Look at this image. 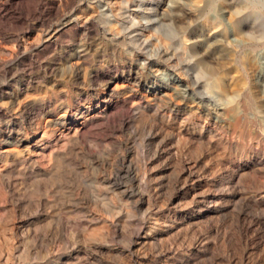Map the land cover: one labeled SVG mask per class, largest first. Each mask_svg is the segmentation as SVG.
I'll use <instances>...</instances> for the list:
<instances>
[{"label": "rangeland", "instance_id": "1", "mask_svg": "<svg viewBox=\"0 0 264 264\" xmlns=\"http://www.w3.org/2000/svg\"><path fill=\"white\" fill-rule=\"evenodd\" d=\"M259 52L264 0H0V146L21 140L0 149V264H264ZM204 58L218 107L145 86L212 93Z\"/></svg>", "mask_w": 264, "mask_h": 264}, {"label": "bare ground", "instance_id": "2", "mask_svg": "<svg viewBox=\"0 0 264 264\" xmlns=\"http://www.w3.org/2000/svg\"><path fill=\"white\" fill-rule=\"evenodd\" d=\"M222 1V0H221ZM257 1V0H256ZM128 2V1H127ZM170 2V1H169ZM229 2V1H228ZM164 3V2H163ZM172 3V2H171ZM171 3H166V7H169L170 6V4ZM223 3H225V2H223ZM227 3V2H226ZM260 4V3H259ZM172 6V5H171ZM170 6V7H171ZM175 6V5H174ZM125 7H126V5H125ZM172 8H173V6H172ZM228 8V7H227ZM231 8V7H230ZM163 9V8H162ZM170 9V8H169ZM224 9V8H223ZM150 10V9H149ZM143 11V10H142ZM151 11H152V9H151ZM165 11V10H164ZM168 11H170V10H168ZM173 11V10H172ZM232 11V10H231ZM138 12V11H137ZM157 12V11H156ZM185 12V11H184ZM142 13V12H141ZM146 13V12H145ZM168 13V12H167ZM233 13V12H232ZM108 14V13H107ZM137 14V13H136ZM160 14H161V12H160ZM227 14V12L226 11H222L221 12V16L222 17H225V15ZM110 15V14H109ZM112 15V14H111ZM128 15V14H127ZM143 15V14H142ZM145 15V14H144ZM114 16V15H113ZM156 16V15H155ZM218 16V15H217ZM108 17V16H107ZM111 17V16H110ZM163 17V16H162ZM171 17V16H170ZM181 17V16H180ZM215 17V16H214ZM230 17V16H229ZM112 18H114V17H112ZM132 18V17H131ZM135 18V17H134ZM159 18V17H158ZM110 19V18H109ZM117 19V18H116ZM179 19V18H178ZM108 20V19H107ZM115 20V19H114ZM146 20V19H145ZM152 20V19H151ZM163 20V19H162ZM177 20V19H176ZM185 20V19H184ZM120 21V20H119ZM122 21V20H121ZM133 21V20H132ZM156 21H158V20H156ZM165 21V20H164ZM182 21V20H181ZM145 22V21H144ZM136 23H137V21H136ZM144 24V23H143ZM157 25V24H156ZM232 25V24H231ZM230 33V32H229ZM220 34V33H219ZM233 34V33H232ZM242 34H243V32H242ZM234 35V34H233ZM230 36V35H229ZM201 37V36H200ZM204 37V36H203ZM213 37V36H212ZM215 37V36H214ZM222 37V36H221ZM238 37V36H237ZM237 37H233L231 40L232 41H234L235 42V44L236 43H238L239 44V42H240V40L237 38ZM207 38V37H206ZM204 39V38H203ZM214 39V38H213ZM250 39H251V37H250ZM209 40V39H208ZM163 41V40H162ZM202 41H204V40H202ZM200 42V41H199ZM199 42H197V44L199 43ZM226 42V41H225ZM255 42V41H254ZM201 43V42H200ZM199 43V44H200ZM242 43V42H241ZM166 44V43H165ZM196 44V45H197ZM195 45V44H194ZM202 45V44H201ZM219 45V44H218ZM232 45V44H231ZM191 46V45H190ZM205 46V45H204ZM219 46H221V45H219ZM230 46V45H229ZM243 46V45H242ZM162 47H163V45H162ZM189 47V46H188ZM192 47V46H191ZM190 47V49H193V48H191ZM230 47H232V46H230ZM235 47H236V45H235ZM194 48H196L195 46H194ZM202 48V47H201ZM214 48V47H213ZM165 50V49H164ZM197 50H198V48H197ZM234 50V49H233ZM235 50H237V49H235ZM195 51V50H194ZM260 51V50H259ZM192 52V51H191ZM201 52V51H200ZM217 52H218V50H217ZM230 52V51H229ZM262 52V51H261ZM226 53V52H225ZM76 54V53H75ZM227 54V53H226ZM78 55V54H77ZM162 55V54H161ZM167 55V54H166ZM194 55V54H193ZM192 55V56H193ZM228 55V54H227ZM243 55V54H242ZM253 55V54H252ZM159 56V55H158ZM194 56H196V55H194ZM193 56V57H194ZM245 56V55H244ZM165 57V56H164ZM188 57V56H187ZM246 57V56H245ZM202 58V57H201ZM206 58V57H205ZM202 59L201 61H200V63H201V65H202V67H204L205 68V70L207 71V77H208V79H207V86L208 87H210L211 89H212V93H209V92H205V93H202V95L200 96V97H197L195 94H194V92L191 90V88H190V86H189V84H187L186 82H185V79L184 78H182V77H180L179 75H177V74H175V73H168V72H162L161 71V74L163 75V83H161V84H153V83H151V85H148V83L145 85L146 87H147V89H148V91L151 93V95L153 96V98H159V99H167V98H170V99H172V96H174V95H177V96H180V97H182L183 99H190L191 100V103L193 102V103H195V102H197V103H199V102H204V101H207V102H209L210 104H212V106L213 105H215V106H217L218 107V101H219V99H220V95H221V92H227V85H226V83H225V79H224V77L222 76V75H220V74H218L219 73V69L218 68H216L215 66H212L211 64H209L210 62L208 61V60H206V59ZM214 58V57H213ZM144 59V58H143ZM142 59V60H143ZM80 60V59H79ZM145 60V59H144ZM154 60V59H153ZM193 60V59H192ZM191 60V61H192ZM199 60H200V58H199ZM134 61V60H133ZM161 61V60H160ZM165 61V60H164ZM167 61V60H166ZM247 61V60H246ZM139 62V61H138ZM170 62V61H169ZM243 62V61H242ZM79 63V62H78ZM137 63V62H136ZM152 63V62H151ZM150 63V64H151ZM199 63V62H198ZM220 63V62H219ZM77 64V63H76ZM139 64V63H138ZM149 64V63H148ZM187 64V63H186ZM221 65H222V63H220ZM153 65V64H152ZM163 65V64H162ZM154 67V66H153ZM184 67V66H183ZM223 67V66H222ZM245 67V66H244ZM135 68V67H134ZM165 68V67H164ZM199 68H201V67H199ZM250 70H252V72L254 71L255 73H256V76H257V81H259L260 82V84L264 87V54H262V53H260L259 52V54L257 55H255V57H253L252 58V60L250 61V64H249V67H248ZM137 69V68H136ZM186 69V68H185ZM222 69V68H221ZM156 70V72H159L160 71V69L159 68H156L155 69ZM201 70V69H200ZM144 71V70H143ZM174 72V71H173ZM152 73V72H151ZM150 73V74H151ZM202 73H203V71H202ZM228 74V73H227ZM156 75V74H155ZM200 75V74H199ZM202 75V74H201ZM224 75V74H223ZM225 76V75H224ZM137 78V77H136ZM162 78V77H161ZM141 79V78H140ZM194 79V78H193ZM204 80V79H203ZM135 81V80H134ZM206 81V80H205ZM122 83H120V79H115V80H113V81H111V82H109V83H107L108 84V86H107V89H108V92H107V94L106 95H104V98L99 102V103H101L102 104V106H104L105 108V110L109 107V105H110V101H108V98H111L113 95H115L116 94V92H117V90H119L118 88L120 87L121 88V86H128V83H125L126 82V80L125 81H121ZM144 84V83H143ZM106 85V84H105ZM195 85H196V83H195ZM206 85H205V88H206ZM255 85V84H254ZM29 86V85H28ZM27 86V87H28ZM255 88V87H254ZM25 89V88H24ZM127 89V88H126ZM131 89V88H130ZM122 90V89H121ZM258 91V90H257ZM27 92V91H26ZM123 92H125V91H123ZM145 94V93H144ZM27 94H25L24 96H26ZM31 95V94H30ZM118 95V94H117ZM122 96V95H121ZM120 96V97H121ZM22 97V96H21ZM226 100H225V102L224 103H228V101H232V97L231 96H229V95H226ZM25 98V97H24ZM17 99V98H16ZM21 99V98H20ZM19 99V100H20ZM26 99V98H25ZM158 99V100H159ZM182 99V100H183ZM228 99V100H227ZM23 100V99H22ZM175 101V100H174ZM14 102V101H13ZM20 102H21V100H20ZM19 102V103H20ZM136 102H137V100H136ZM148 102V101H147ZM166 102V101H165ZM169 102V101H168ZM190 102V101H189ZM7 103V102H6ZM132 103V102H131ZM139 103V102H138ZM12 104V103H11ZM26 104V103H25ZM150 104H152V103H150ZM1 105H2V103H1ZM0 105V106H1ZM4 105V104H3ZM13 105V104H12ZM27 105V104H26ZM204 105V104H203ZM221 105V104H220ZM22 106V105H21ZM187 106V105H186ZM214 106V107H215ZM254 106V105H253ZM2 107H4V106H2ZM8 107V106H7ZM17 107V106H16ZM137 107V106H136ZM138 107H139V109H140V106L138 105ZM206 107V106H205ZM11 108V107H10ZM12 108H15V107H12ZM189 108V107H188ZM200 108V107H199ZM244 108V107H243ZM3 109V108H2ZM21 109V108H20ZM256 109V108H255ZM24 110V109H23ZM22 110V111H23ZM80 110V109H79ZM244 110H246V109H244ZM258 110V109H257ZM7 111V110H6ZM17 111H18V109H17ZM140 111V110H139ZM20 112V111H19ZM203 112V111H202ZM218 113H217V115L221 112V113H226V110H224V108H222L221 106H219V108H218V111H217ZM252 112V111H251ZM264 112V111H263ZM50 113V112H49ZM105 113V112H104ZM141 113V112H140ZM140 113H139V115H140ZM241 113V112H240ZM97 114V113H96ZM256 114V113H255ZM6 115V114H5ZM81 115V114H80ZM121 115V114H120ZM216 115V119L218 120V116ZM223 115V114H222ZM227 115V114H226ZM229 115V114H228ZM44 116V115H43ZM82 116V115H81ZM96 116V115H95ZM124 116V115H123ZM143 116H144V114H143ZM146 116V115H145ZM224 116V115H223ZM263 116V115H262ZM10 117V116H9ZM66 114L65 115H62V116H60L59 118H57V119H51L50 121H53L55 124H58V123H60L61 122V120H65L66 119ZM83 117V116H82ZM140 117V116H139ZM212 117V116H211ZM222 117V116H221ZM1 118V117H0ZM11 118V117H10ZM79 118V117H78ZM88 118V117H87ZM257 118V117H256ZM259 118V117H258ZM8 119V118H7ZM118 119V118H117ZM126 119H127V117H126ZM145 119V118H144ZM232 119V118H231ZM4 120V119H3ZM18 120V119H17ZM39 120H40V118H39ZM132 120V119H131ZM137 120V119H136ZM141 120V119H140ZM139 120V121H140ZM220 120V119H219ZM259 120V119H258ZM37 121H38V118H37ZM48 121L49 120H47V121H45L44 122V124H38V125H36L37 126V129L36 130H39V132L41 133V136L44 138V137H46V135L48 134V130H47V125H48ZM86 121H87V119H86ZM90 121V120H89ZM224 121V120H223ZM1 122V121H0ZM88 122V121H87ZM124 123H126L127 121L126 120H124L123 121ZM226 122V121H225ZM5 123V122H4ZM13 123V122H12ZM19 123V122H18ZM22 123V122H21ZM64 123V122H63ZM128 123V122H127ZM34 124V123H33ZM20 125V124H19ZM18 124H16V125H14L13 126V128H15L16 126H19ZM31 125V124H30ZM51 125V124H50ZM73 125V124H72ZM1 126V125H0ZM7 126V125H6ZM29 126V125H28ZM79 126V125H78ZM68 127H70V126H68ZM49 128H50V126H49ZM74 128V127H73ZM21 129V128H20ZM33 129V128H32ZM51 129V128H50ZM55 129H59V128H55ZM55 129H53V131L55 130ZM79 127H75L74 128V134H76L78 131H79ZM12 130V129H11ZM24 130V129H23ZM64 130V129H63ZM17 131V130H16ZM21 131V130H20ZM33 131V130H32ZM60 131V130H59ZM58 131V132H59ZM69 131V130H68ZM34 133H35V131H34ZM52 133V132H51ZM73 133H72V135H73ZM80 133V132H79ZM49 135V134H48ZM68 135V134H67ZM3 136V135H2ZM61 136V135H60ZM66 136V135H65ZM51 137V136H50ZM55 137V136H54ZM53 137V138H54ZM33 138V137H32ZM48 138V137H47ZM66 138V137H65ZM54 139H57V138H54ZM59 139V138H58ZM38 140V139H37ZM51 140V139H50ZM60 140V139H59ZM72 140V139H71ZM64 141H65V139H64ZM63 141V142H64ZM17 142H21V140H19V139H14V138H12V137H7V138H4L3 140H2V145L0 146V149H3L4 150V152L5 151H9V149H10V147H12L14 144H16ZM56 143V142H55ZM47 144V143H46ZM60 144L61 145H63L61 142H60ZM20 145V144H19ZM34 145V144H33ZM15 147V146H14ZM13 147V148H14ZM18 147H20V146H18ZM22 148V147H21ZM57 148V147H56ZM25 149V148H24ZM29 149V148H28ZM51 149V148H50ZM1 152V151H0ZM45 153V152H44ZM5 154V153H4ZM3 154V155H4ZM47 155V154H46ZM49 155H54V156H56V158H58L57 157V155H56V153H55V151L53 150V151H51V153H49ZM46 157H49L50 158V156H46ZM60 157V156H59ZM63 157V156H62ZM39 158V157H38ZM7 160V159H6ZM50 160L51 159H47V160H44L45 162V165H44V169H45V173H46V175H50V176H53V173L54 172H57L58 171V169H59V164H56V163H53V164H56V165H52L51 163H50ZM3 162V161H2ZM42 162V161H41ZM1 173V172H0ZM43 175V174H42ZM61 176V175H60ZM47 177V176H46ZM49 177V176H48ZM55 177V176H54ZM44 180V179H43ZM48 180V179H47ZM72 263V262H71ZM70 264V263H69Z\"/></svg>", "mask_w": 264, "mask_h": 264}]
</instances>
